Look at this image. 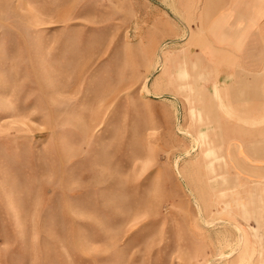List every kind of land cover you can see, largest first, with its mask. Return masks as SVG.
I'll return each instance as SVG.
<instances>
[{
	"label": "rangeland",
	"instance_id": "obj_1",
	"mask_svg": "<svg viewBox=\"0 0 264 264\" xmlns=\"http://www.w3.org/2000/svg\"><path fill=\"white\" fill-rule=\"evenodd\" d=\"M0 264H264V0H0Z\"/></svg>",
	"mask_w": 264,
	"mask_h": 264
}]
</instances>
